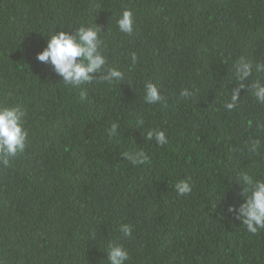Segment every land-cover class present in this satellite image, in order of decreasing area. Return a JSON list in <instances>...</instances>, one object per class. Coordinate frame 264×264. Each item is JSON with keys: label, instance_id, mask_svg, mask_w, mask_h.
Listing matches in <instances>:
<instances>
[{"label": "trees", "instance_id": "obj_1", "mask_svg": "<svg viewBox=\"0 0 264 264\" xmlns=\"http://www.w3.org/2000/svg\"><path fill=\"white\" fill-rule=\"evenodd\" d=\"M124 8L131 35L116 26ZM81 25L97 28L106 64L74 89L37 54ZM238 56L264 63V0H0V105L23 107L29 130L0 165V264H110V244L127 264H264V230L228 211L244 202L240 173L264 180V138L252 148L264 105L240 88L222 106ZM140 150L151 162L133 167L124 153ZM180 179L191 193L176 194Z\"/></svg>", "mask_w": 264, "mask_h": 264}, {"label": "clouds", "instance_id": "obj_2", "mask_svg": "<svg viewBox=\"0 0 264 264\" xmlns=\"http://www.w3.org/2000/svg\"><path fill=\"white\" fill-rule=\"evenodd\" d=\"M134 23L133 10L124 8L119 14L116 26L120 33L131 35ZM102 41L94 26L81 25L74 31H59L51 35L47 47L37 54V59L52 65L66 86L78 89L93 80L90 73L100 72L104 68L106 61L100 50ZM131 58L135 62L136 54L132 53ZM233 64L238 88L232 90L229 102L222 101L223 108L228 113L232 112L236 107L240 88L249 90L256 103L264 105V81L257 79L246 83L254 71L264 73V63L254 64L250 59L238 56ZM121 76L122 73L119 70L109 68L101 80L114 84ZM145 91V99L150 104L162 99L157 94L156 86L147 80ZM181 95H188L187 90H182ZM25 116V109L18 104L0 105V165L2 166H10L28 147L29 130L25 127ZM256 129L257 139L252 145L253 150L261 146L262 138H264V123L257 120ZM147 138H153L152 131H148ZM155 141L159 145H166L164 132L156 131ZM124 155L133 167L151 162V156L146 155L143 150L135 153L125 151ZM239 179L243 185L244 202L238 209L229 206L228 211L236 212L237 219L245 226L247 232L257 234L264 230V180L256 179L246 172L240 173ZM174 189L177 195H187L193 191V184L188 179H180L174 184ZM119 230L125 238H131L133 235V226L130 224L121 225ZM129 259L128 250L122 244L109 245L110 264H127Z\"/></svg>", "mask_w": 264, "mask_h": 264}]
</instances>
